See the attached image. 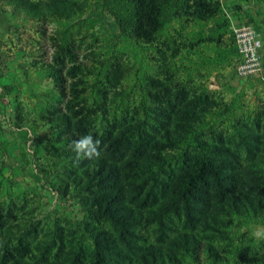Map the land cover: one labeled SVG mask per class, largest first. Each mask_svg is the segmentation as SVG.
<instances>
[{
    "label": "rangeland",
    "instance_id": "374dc122",
    "mask_svg": "<svg viewBox=\"0 0 264 264\" xmlns=\"http://www.w3.org/2000/svg\"><path fill=\"white\" fill-rule=\"evenodd\" d=\"M228 16L264 46V0H0V264H264V60L235 75ZM99 159L125 228L97 212ZM200 159L191 217L159 221Z\"/></svg>",
    "mask_w": 264,
    "mask_h": 264
},
{
    "label": "trees",
    "instance_id": "16d2710c",
    "mask_svg": "<svg viewBox=\"0 0 264 264\" xmlns=\"http://www.w3.org/2000/svg\"><path fill=\"white\" fill-rule=\"evenodd\" d=\"M123 5L124 3L121 4L122 7ZM227 19L229 20V18ZM230 37L232 40L230 44L231 56L234 57L237 54V51L233 44V38L231 34ZM68 150L70 153H74L70 147ZM129 163L135 168L145 167L143 163L138 162L136 159H132V161H129ZM208 163L210 162L208 161ZM206 164V160L200 159L198 167L193 170H188L185 173L179 187L173 189L171 194L167 197V200L161 202L155 213L159 221L167 212L176 211L177 205L180 202L188 206L186 213L189 217H191L190 209H192L194 205H191L190 207L188 200L193 193L196 181L201 178ZM117 169L118 167L114 162H106L99 159L97 168H94V173L98 176L97 181L102 190L100 191V194L94 197V200L96 201L97 212L99 214L113 220L121 228H125V219L129 217V214L126 211L125 206H123V204L120 202L123 197V189L118 179ZM127 224L129 225L130 222H127Z\"/></svg>",
    "mask_w": 264,
    "mask_h": 264
},
{
    "label": "built area",
    "instance_id": "2783aa9c",
    "mask_svg": "<svg viewBox=\"0 0 264 264\" xmlns=\"http://www.w3.org/2000/svg\"><path fill=\"white\" fill-rule=\"evenodd\" d=\"M228 18L230 34L237 51L233 57V72L242 78L260 75L263 71L264 47L259 33L249 22L238 23Z\"/></svg>",
    "mask_w": 264,
    "mask_h": 264
},
{
    "label": "clouds",
    "instance_id": "9594fccd",
    "mask_svg": "<svg viewBox=\"0 0 264 264\" xmlns=\"http://www.w3.org/2000/svg\"><path fill=\"white\" fill-rule=\"evenodd\" d=\"M100 144L101 141L99 139H95L91 134H88L73 140L69 147L75 153V162L79 163L85 158L90 160L100 158ZM255 237L258 240H264V229L257 230Z\"/></svg>",
    "mask_w": 264,
    "mask_h": 264
}]
</instances>
